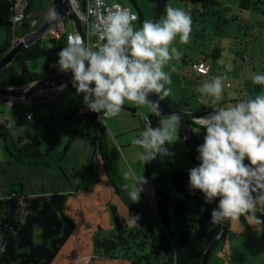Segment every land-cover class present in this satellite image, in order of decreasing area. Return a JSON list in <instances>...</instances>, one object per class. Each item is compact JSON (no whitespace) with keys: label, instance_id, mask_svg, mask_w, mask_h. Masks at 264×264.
<instances>
[{"label":"clouds","instance_id":"9594fccd","mask_svg":"<svg viewBox=\"0 0 264 264\" xmlns=\"http://www.w3.org/2000/svg\"><path fill=\"white\" fill-rule=\"evenodd\" d=\"M56 15L53 11L50 19L55 20ZM137 20L132 8L113 2L90 27L91 35L97 38L95 46L79 35H70L57 53L55 67L71 72V84L77 94H82L83 106L98 113L101 121L116 117L126 102L147 106L160 117V101L172 93L168 87L171 75L164 69L183 54L174 41H190L192 16L166 3L159 19H145L139 27L134 23ZM225 78L226 74L211 77L197 89L202 103H212V111L192 116L197 132L203 129L204 135L196 147L199 163L187 170L188 187L203 195L204 204L215 202L210 211L213 223L241 215L260 223L256 212L264 207V90L222 103ZM252 83L264 86V72L255 73ZM149 94H155V99ZM180 119L178 114L169 113L153 127L145 118L138 135L131 139V144L138 146L137 157L143 165L174 155L166 145L177 140L174 137H178ZM122 176L128 197L137 202L146 178L130 166ZM138 220L139 214L127 213L130 227L138 226Z\"/></svg>","mask_w":264,"mask_h":264},{"label":"crops","instance_id":"0c3cea01","mask_svg":"<svg viewBox=\"0 0 264 264\" xmlns=\"http://www.w3.org/2000/svg\"><path fill=\"white\" fill-rule=\"evenodd\" d=\"M109 2L120 3L118 0H112ZM133 6L135 12L138 13V15L140 14L138 22L135 23L136 27H139L140 23L145 19H159L155 14H144V11L135 1L133 2ZM72 32H75V30ZM212 35L213 40L211 46L199 51V56L195 55L194 59L190 61H172L169 65H166L164 69L165 71L170 72L172 79V83L168 85V87H176L177 91L175 94L172 91L171 95L167 98L176 105L184 102V112H190L189 114L197 113L199 114V117L207 115L212 111V103L209 102L205 104L200 100V94L197 89L204 81L210 78H203L195 75L194 71L191 69V65L197 61L205 59L210 62L211 75L213 77L226 74L224 88H228L229 90L223 89L222 103L235 102L238 99L243 98L245 95H255L264 90V86L254 85L252 83V76L255 73L264 72V46L259 45V43L254 40V45H252L251 50L254 51L257 47L258 54L255 55V59H253V56H250V66L245 65L246 60L244 59H241L242 61L240 60L241 62L238 63L232 58L229 60L233 66H230L229 63L222 60L226 48L231 46L230 48L233 50L235 48V43L247 45V41L240 40L238 37L226 36V34L216 36V34L212 33ZM201 36L204 44L203 32ZM182 53V56L185 59L188 55L184 51H182ZM182 56L180 58H182ZM49 62L51 63V61ZM228 82L235 83V88L237 89L230 90L232 85ZM70 84L71 82L68 83V86ZM255 87L257 88L255 89ZM40 94L43 93L33 96H40ZM2 98L7 99L0 96V105L3 101ZM27 101L28 98L20 97H11L7 99L9 104L26 103ZM88 111L89 110L84 106L80 109L78 116L81 125L78 134L83 133V139L89 142V137L86 132L88 119L85 117V113ZM27 114L33 115L32 112L25 113V115ZM143 116H149L151 118L152 126H157L153 121L155 114H153L147 106H140L135 105L132 102H126L123 105L122 111L115 117L122 127L121 131H117V121H109L108 123L106 122L107 119L104 120L103 126L105 127L107 138L109 135L107 130L110 132V130L113 129V131H115L114 135L120 137V142L123 143L122 146H132V137L136 136L137 132L139 133L143 126ZM33 118L34 115L30 119L26 118V120L31 121ZM52 118L53 117L51 116L50 119ZM0 123L5 124L6 127H11L8 116H2L1 113ZM109 127L111 129H109ZM192 131L198 144L202 143L204 130L200 129V131L197 132L198 128L193 127ZM18 136L31 138V135ZM77 136L75 140L77 139ZM114 138L115 137H113V139ZM174 138L177 139L175 142L178 146H176L172 152L174 155H180L179 158L173 160V162H176V165H174L169 172H150V176L146 177L147 183L143 185V191L140 193V197L149 209V212H157L161 226L166 231L174 247L177 264H185L197 250L206 228L215 225L210 219V211L215 207V203L204 204L203 195L198 190L193 192L189 189L187 170L196 166V163L192 162L193 156L189 151L190 149L188 150L189 147L182 135ZM11 141H13L12 138ZM5 142L7 143V140L0 138V247L3 248V251L0 252V264H65V261L62 260L63 247L68 235L70 232H73L75 225H85L87 221L89 222L90 232L93 227H96L99 224L102 226L103 221L99 218V210H103V220L107 223L106 229L108 234H110L112 228L111 221L107 214L108 205L111 204L115 206L118 212V208L125 206L122 205L123 203L116 195L114 189L110 186L109 181L97 160L96 168L94 163L92 171L88 173L87 165L91 151L90 144L84 170L85 175H82L84 176L83 182L86 180L87 184L83 186L84 183H82L81 186V182L79 183L78 181V184L75 187L69 186L66 188L64 185L62 188H58L57 192H55L49 187L48 178L51 173L47 171V177H40L41 170L32 172L29 170V167L32 166L16 162L7 154L4 146ZM53 142L56 141L52 140L49 144ZM41 151L43 152V149H41ZM108 156L113 170L118 172L117 168L113 166L109 155V149ZM5 166L10 168V170H7ZM59 167H61V163L57 166L55 165L54 169ZM11 170L18 172L19 176L11 178L9 176ZM57 173L59 174V171H57ZM156 181H159V183L156 184ZM164 184L169 187V192L165 191L163 188ZM101 186L106 190L107 201L99 205V202L96 201L101 198V195L100 192L96 193V190ZM11 192L17 193L15 198L9 197ZM71 195L72 197L76 195L78 199L84 196L87 197V200L81 203L83 205H80V208L77 209L76 207L73 209V219L70 216H67L66 212L63 211L66 198ZM89 211L90 213L88 214ZM257 212L264 217V207L259 208ZM122 216L124 217V215ZM190 217L195 218L193 228L188 224ZM243 218L244 222L240 220V217L230 219V221L227 219V229L224 240L221 241L215 250L218 251L217 256H213V253L215 252L213 251L211 255L212 258L210 257L211 260L214 261L217 257H219V259H228L229 257H227V255L235 243L240 238L248 235V233L251 237L253 234L256 236L254 242L258 248L260 245L257 238L264 243V230L262 226L258 222L253 221L249 216H243ZM92 223H94V226ZM100 231H103V229H99L98 232ZM263 251L264 246L261 252ZM102 260L112 262V260H106L104 258ZM211 260L209 259L207 261L208 264H211ZM225 263L231 264L229 261H225ZM115 264L126 263L119 262ZM258 264H264L263 253Z\"/></svg>","mask_w":264,"mask_h":264},{"label":"rangeland","instance_id":"374dc122","mask_svg":"<svg viewBox=\"0 0 264 264\" xmlns=\"http://www.w3.org/2000/svg\"><path fill=\"white\" fill-rule=\"evenodd\" d=\"M21 0H17L13 7L11 0H0V18H7L11 9L17 7V3ZM26 5H27V0ZM112 1V0H108ZM124 7H130L135 11L133 2L135 1L139 7L144 11V14H155L160 18L166 3H170L174 7L183 8L185 11L189 12L192 16L193 24L192 31L190 33V41L187 44H182L179 42L178 38L174 41V46L177 47L181 52L187 53L186 60L182 56L178 62L190 61L194 59V56H199V51L207 49L211 46L212 33L216 36H221L226 34V36L238 37V39L247 41V45H240V43H235V48L232 50L231 46H228L223 53L222 60L233 66L230 63V58L240 63L243 59L246 60L245 65L250 66V56L258 54V48L256 47L252 51L253 41H257L259 45L264 46V0H250L253 3L248 9L240 8L241 0H213L215 5L203 4L202 2H196L194 0H118ZM133 1V2H132ZM26 7V6H25ZM51 2L50 0H36V7L33 15L37 17V21L41 25L51 13ZM260 21V22H259ZM37 24V22H35ZM35 24L34 29L37 26ZM20 26V25H19ZM64 26V27H63ZM17 28V26H14ZM74 31L72 20L65 19L63 23H59L52 29H50L44 36L43 40H48L50 38H58L62 33L67 34L68 32ZM202 32L204 33V44L202 41ZM93 41V35L91 36ZM20 38L12 37L11 43L16 42ZM6 40V34L0 26V48ZM247 46V47H244ZM258 46V45H257ZM247 49V51H246ZM245 56V57H244ZM242 59V60H241ZM241 60V61H240ZM51 61V63L49 62ZM54 59L50 55H46L43 58L29 61L27 63V68L32 72H40L46 66L53 64ZM50 63V64H49ZM243 63V62H242ZM232 85L230 90L237 89L236 84L228 82ZM173 93L175 94L176 87H171ZM229 90L228 88H224ZM4 97V96H1ZM28 101L26 103H14L9 104L7 99H3L0 105V113L2 116H8L9 124L11 125L7 128V143L10 144L11 138L15 141L18 135H31L30 141L38 143L41 145L43 152L47 150L50 141L57 142V149L61 153L64 151V146L67 143L68 137L75 127L79 119L80 109L83 107L82 104V94H77L75 88L70 84H66L64 88L59 91H53L48 94H40V96H30L27 97ZM32 112L34 118L31 121L26 120L25 113ZM53 117L50 119V117ZM55 117V118H54ZM168 116L164 115L161 117H153L154 123L158 126L159 119H166ZM117 121L115 117L108 118L106 122ZM116 123V122H115ZM117 131H121L122 127L117 121ZM81 125V121H80ZM109 129H111L109 127ZM83 132V131H81ZM108 132L107 147L109 149V155L112 160L113 166L117 168L118 172H114L119 176L117 185L119 183L125 184L126 181L122 176V171L127 170L129 166L134 172L139 175L143 174L146 178L150 176L149 173H158L161 171L169 172L176 162H173L175 158H179L180 155L158 157L151 162L145 163L137 157L138 146H122L123 143L120 142V137L115 136L113 129ZM111 133V135H110ZM77 139L70 145L68 154L61 162V167L54 169V166L45 167L43 165L36 167H29L32 172L40 171V177H44L49 171L51 173L49 179V187L53 191L57 192L58 188H62L64 185L66 188L75 187L81 182L83 186L87 184L84 181V170L86 166L87 157L89 154V144L87 140L83 139V133L77 134ZM138 135V132L137 134ZM113 137H115L113 139ZM174 143V144H173ZM172 145H167L169 150L172 152L173 149L178 146L176 142ZM173 153V152H172ZM56 154L52 153L51 157ZM50 160V159H47ZM53 165V164H51ZM57 166V165H56ZM43 167V168H39ZM7 170H10L5 166ZM59 171V174L57 171ZM90 173V171H88ZM9 176L15 178L19 176V173L11 170ZM162 176V174H161ZM46 181V180H45ZM159 181H156L158 184ZM162 186V185H161ZM100 192L101 198L96 201L101 205L107 201L106 190L101 186L96 190V193ZM88 194V193H87ZM83 195V194H82ZM79 197V196H78ZM70 198V199H69ZM87 197L77 198L68 196L64 203L63 211L66 212L67 216L74 218L73 209L80 205H83ZM140 210V214L150 215L149 209L140 199L135 202ZM122 204V203H121ZM123 205V204H122ZM66 207V209H65ZM121 215L127 220V213L132 216L129 210L125 207L118 208ZM103 210L98 211L100 220L103 221L102 226L97 225L93 227L91 232L89 230V222L87 221L82 225H75L73 232H70L67 240L64 244L63 259L65 264H115L119 262H125L121 258L112 260V262L103 261V257L99 256L94 252L93 249V237L99 233L101 237H108L107 223L104 222ZM108 217L111 221V216L109 210L107 209ZM90 211L88 212V214ZM247 217V215H243ZM230 221V219H228ZM189 224V222H188ZM94 226V223H92ZM73 226V225H72ZM100 227V228H99ZM98 228V229H97ZM103 229V231H99ZM101 233V234H100ZM255 235L252 237L248 233L245 237L240 238L235 245L232 247L231 251L227 255L228 259L217 257L214 261L210 258L211 264H226L225 261H229L231 264H258L259 259L264 251H262L264 243L262 240L257 238L259 243V248L255 244ZM227 238V237H226ZM218 251L213 253V256H217ZM256 257V258H255ZM108 260V259H106ZM119 260V261H118ZM118 261V262H115ZM208 264V262H207Z\"/></svg>","mask_w":264,"mask_h":264},{"label":"trees","instance_id":"16d2710c","mask_svg":"<svg viewBox=\"0 0 264 264\" xmlns=\"http://www.w3.org/2000/svg\"><path fill=\"white\" fill-rule=\"evenodd\" d=\"M17 0H11L13 5ZM196 2H202L203 4L215 5L213 0H194ZM84 0H80L79 9L84 11ZM253 3L250 0H241L240 8L248 9ZM36 7V0H27V5L24 10V19L19 27L15 28L7 18H0V26L6 34V40L0 48V59L3 54L6 53L11 46V38H22L31 31L34 30L35 22L39 26L37 17L33 15ZM13 9V8H12ZM140 15V14H139ZM72 21H75L78 32L82 33L80 21L75 14L71 12L70 16ZM74 29V27H73ZM66 46V34H61L58 38H50L43 40L41 38L36 43L28 47L26 50L20 52L12 61V63L0 71V87H22L29 85L35 81L49 77L57 72H60L55 67V61L57 60L58 51ZM50 55L54 59L52 65L46 66L40 72H32L27 68V63L32 60L40 59ZM257 87H255L256 89ZM162 102L170 108L173 113L178 114L187 121L190 127L198 128L191 120L192 116L199 117V114H189L184 112V102L176 105L172 103L167 97ZM184 107L182 108L181 107ZM163 116L164 113L162 112ZM88 121L86 124V132L89 137L91 145V151L88 157L87 171H92V167L97 162L100 163L101 169L104 171L110 186L114 189L116 195L119 197L123 205L129 210L131 215H135L140 210L136 203H132L128 197L127 190L123 187V183L117 182L119 176L114 172L109 156L107 147V134L103 124L97 122L96 115L93 112L88 111L85 113ZM151 119V118H150ZM80 129V121L78 120L75 127L71 131L67 143L64 146V151L59 152L56 149L57 142L49 144L47 150L42 152L40 145L35 142H31L28 137L18 136L15 141H10V144L5 142V150L9 156H11L16 162L24 165L36 167L43 165L45 167L59 165L67 155L70 145L74 142ZM7 128L5 124L0 123V138L6 140ZM178 136H181L179 129ZM189 150V148H188ZM190 151V150H189ZM55 153L54 157L51 154ZM191 153V151H190ZM192 154V153H191ZM50 159V160H47ZM247 160L245 161V163ZM53 164V165H51ZM166 183V180H165ZM165 191H170L169 187L165 184L163 186ZM215 203V202H214ZM108 210L111 216V232L108 237H101L96 234L93 237V249L94 252L104 259L114 260L121 258L126 264H177L174 247L168 237L166 231L161 226L159 216L157 212H151L150 215L140 212L138 226L130 227L127 220L120 215L117 208L111 204L108 205ZM256 215L262 222L259 224L264 230V217L256 212ZM248 216V215H247ZM240 220L244 222L243 216H240ZM189 226L194 227L195 218H189ZM226 229H227V220ZM221 224H215L206 228L200 240V244L195 251L194 255L185 264H202L203 253L208 246L209 242L218 234ZM226 229L222 232L215 245L212 248L208 260L210 259L213 251L216 250L221 241L224 240Z\"/></svg>","mask_w":264,"mask_h":264},{"label":"water","instance_id":"95a60500","mask_svg":"<svg viewBox=\"0 0 264 264\" xmlns=\"http://www.w3.org/2000/svg\"><path fill=\"white\" fill-rule=\"evenodd\" d=\"M76 1L77 0H50L52 8L51 13L55 11V13L57 14L56 19H50L49 15L48 18L39 27L23 36L22 38L16 40V42L11 43L9 50L4 53L2 58L0 59V71L9 66L20 52L26 50L28 47L43 38V36L50 29H52L59 23H63L65 19L71 20V12H74ZM72 24L75 32H78V30L76 29V22L72 21ZM69 82H71V72L60 71L26 86L0 87V96H4L7 99L11 97L27 98L33 95H38L39 93H50L56 91L58 88L64 87ZM149 95L150 98L155 99V94ZM160 105L161 110L164 114L169 115V113H173V111L168 108L162 101H160ZM192 128L193 127H190L186 120H184L183 118L180 119L179 129L181 131V135L186 140L187 146L192 153V162L196 163L197 165L199 163V161L197 160L198 153L196 152L198 142L194 136ZM225 229L226 222L224 221L220 227L218 234L209 242L208 246L206 247L203 253L202 264H207L208 257L212 252L213 246Z\"/></svg>","mask_w":264,"mask_h":264},{"label":"built area","instance_id":"2783aa9c","mask_svg":"<svg viewBox=\"0 0 264 264\" xmlns=\"http://www.w3.org/2000/svg\"><path fill=\"white\" fill-rule=\"evenodd\" d=\"M84 11L81 12L79 9L80 0L76 1V6L74 7V12L77 15L82 28V33L80 32H72L66 34V44L68 42L70 35H79V37L90 44L91 46H95L97 43V38L93 35V41L91 40V33H90V27L92 24L96 23L98 20V16L100 13H102L108 6H110L113 2H109L108 0H84ZM15 5V4H14ZM13 5V7H14ZM26 6V1L21 0L17 3V7L11 9L7 20L10 22L13 26H19L24 19V10ZM138 14V13H137ZM139 20V15H138ZM138 20L136 22H138ZM134 22V23H136ZM191 69L194 71L195 75L198 77L203 78H211L213 77L211 75V66L210 62H208L205 59H202L200 61H197L196 63L191 65ZM64 87L58 88L56 91L61 90ZM96 115L97 122L103 124L104 120L101 121L98 119V113H94ZM27 119H30L33 117L32 114L25 115ZM145 118H149V116H143L142 123L145 120ZM151 120V119H150ZM17 195L16 192H11L9 195L10 198H15Z\"/></svg>","mask_w":264,"mask_h":264}]
</instances>
